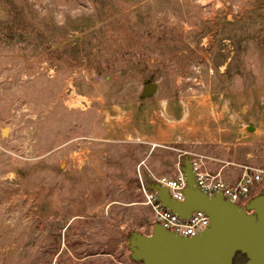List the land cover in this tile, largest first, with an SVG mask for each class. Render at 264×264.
<instances>
[{"label":"rangeland","instance_id":"obj_1","mask_svg":"<svg viewBox=\"0 0 264 264\" xmlns=\"http://www.w3.org/2000/svg\"><path fill=\"white\" fill-rule=\"evenodd\" d=\"M204 1L0 0V264H142L149 166L212 151L264 193V0Z\"/></svg>","mask_w":264,"mask_h":264},{"label":"water","instance_id":"obj_2","mask_svg":"<svg viewBox=\"0 0 264 264\" xmlns=\"http://www.w3.org/2000/svg\"><path fill=\"white\" fill-rule=\"evenodd\" d=\"M155 87L148 83L143 95L152 93ZM182 173L186 183L182 200L172 198L167 188L156 181L151 182L150 189L165 208L181 218H188L195 210L202 211L209 218L208 226L185 237L154 223L150 234L131 235V257L142 264H233L239 253L245 256L243 264H264V193L243 208L220 192H201L189 158L183 161Z\"/></svg>","mask_w":264,"mask_h":264},{"label":"built area","instance_id":"obj_3","mask_svg":"<svg viewBox=\"0 0 264 264\" xmlns=\"http://www.w3.org/2000/svg\"><path fill=\"white\" fill-rule=\"evenodd\" d=\"M203 2H205L203 0ZM194 173L196 187L203 193L213 195L220 192L225 199L245 208L248 202L255 196L252 193L254 183L261 181L259 173L250 175L244 172L235 184L224 182L220 175L209 173L203 163L202 158H189ZM154 180L161 186L167 188L169 195L176 199H183V189L186 185L182 169H178L172 177H158ZM144 204L152 212V220L159 223L165 229L178 235L190 237L208 226L209 218L202 211L195 210L186 219L179 217L165 208L159 201L155 192L142 187Z\"/></svg>","mask_w":264,"mask_h":264},{"label":"crops","instance_id":"obj_4","mask_svg":"<svg viewBox=\"0 0 264 264\" xmlns=\"http://www.w3.org/2000/svg\"><path fill=\"white\" fill-rule=\"evenodd\" d=\"M189 118L190 117H187L186 119L181 120L177 124L167 125L168 126L167 129H165L166 131H164L161 134V136L157 135V137H155L154 142L152 144H150L151 147L148 149L147 156L145 159L146 160L150 159L152 153L154 152V147L156 146L157 143L163 142L164 138H166V140H170V139L172 140V138L177 134L176 131L171 132V130L174 128L179 130V128L183 127L182 130L183 129L187 130L188 136L194 141V139L196 137V122L199 120V118H197L195 116L192 117V119H189ZM213 154L214 153H212V151H209L208 155L201 156V158L203 159L204 166L209 173H212V174L218 173L224 182H226L228 184H235L241 178L242 174L244 172H246V169H245V171H243L241 169L236 168V166H237L236 163H233L230 160L218 159L215 156H213ZM176 166L177 167H176L175 171L177 172V170L180 168H179L178 164ZM147 168H148V166H147ZM148 169H151V170H148L149 173H148V176H146L147 180L144 179V181H143L141 176H139V180H140V184H141V191H142V187L146 188L147 190H151L150 184L152 181H155L154 177L158 178V177L163 176L161 174L154 173L153 172L154 169L150 168V166ZM175 171L172 173V175H170V176L165 175V177H172L176 173ZM258 189H259V182H256V183H254V185L252 187L253 196H257L260 194V191ZM142 194H143V192H142ZM143 204H144V202H143ZM151 222H153L152 217H151Z\"/></svg>","mask_w":264,"mask_h":264},{"label":"trees","instance_id":"obj_5","mask_svg":"<svg viewBox=\"0 0 264 264\" xmlns=\"http://www.w3.org/2000/svg\"><path fill=\"white\" fill-rule=\"evenodd\" d=\"M239 259V261H241V262H244L245 261V256L244 255H242V254H236V256L234 257V259H233V264H236V259ZM243 264V263H242Z\"/></svg>","mask_w":264,"mask_h":264},{"label":"bare ground","instance_id":"obj_6","mask_svg":"<svg viewBox=\"0 0 264 264\" xmlns=\"http://www.w3.org/2000/svg\"><path fill=\"white\" fill-rule=\"evenodd\" d=\"M3 132H4L3 134H5L7 131H6V130H4Z\"/></svg>","mask_w":264,"mask_h":264}]
</instances>
